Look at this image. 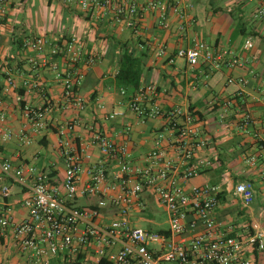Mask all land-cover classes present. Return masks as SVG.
Segmentation results:
<instances>
[{
  "label": "crops",
  "instance_id": "obj_1",
  "mask_svg": "<svg viewBox=\"0 0 264 264\" xmlns=\"http://www.w3.org/2000/svg\"><path fill=\"white\" fill-rule=\"evenodd\" d=\"M179 1L188 4L185 38L177 32L173 14L169 17V28L163 29L157 25L155 15L144 13L148 21L135 35L130 29L112 22L109 12L94 15L62 0H9L0 21V111L5 114L0 128L6 127L13 132L28 130L20 111L24 103L46 107V116L45 127L38 133H30L29 145H18L15 138L0 141V159L18 164L32 163L49 172L52 178L61 177L58 131L66 119L75 118L79 125L70 133L75 143L88 144L90 129H98L111 141L125 143L131 153V164L142 165L155 135L165 127V120L161 116L145 115L141 121L127 106L128 94L119 92L114 76L121 53L127 48L142 61L139 85H156L154 103L162 110L181 107L192 112L194 123L206 140L198 157L206 159L207 163L198 175L187 180L177 178V182L186 188L206 184L212 173L216 182L210 184L219 189L218 203L212 211L217 227L231 235L242 236L252 223H256L264 231V16H254L260 1ZM71 35H75L84 53L77 63L83 74L77 88L84 100L81 112L65 107L62 85L48 66L41 65L42 54L21 45L26 37L43 36L48 41H59ZM248 36L252 38V47L245 50L243 42ZM194 38L209 43L215 50H231L244 61L243 65H220L210 69L204 63L190 66L184 59L173 56L178 47L191 43ZM160 44L165 53L156 56L154 52ZM90 54L94 60L85 64ZM54 60L58 68L68 67L62 58L56 56ZM7 74L13 78L15 87L3 92ZM229 77H242L246 83L227 82ZM23 80L28 84L23 85ZM35 81L38 87L29 88V83ZM243 111L251 115L252 123L246 129L236 128ZM111 112L117 114L108 118ZM126 125L130 126L129 130H125ZM160 145L171 156L168 141L162 139ZM87 151L91 157L84 159V165L98 157L95 146L87 147ZM251 156L255 158L253 163L249 162ZM107 170L109 174L114 171L113 163ZM243 180L252 183L253 198L248 205H243L232 194L234 185ZM10 190L12 219L18 222L26 214L19 203L26 191L14 184ZM142 196L146 207L155 201L148 191ZM80 198L86 201L78 204ZM96 199L95 196L79 197L74 204H92ZM140 214H136V220L145 219ZM245 253L252 264H264V249H248ZM78 258L84 257L79 255ZM0 264H33L18 249L8 228L0 230ZM51 264L67 263L55 257Z\"/></svg>",
  "mask_w": 264,
  "mask_h": 264
},
{
  "label": "built area",
  "instance_id": "obj_2",
  "mask_svg": "<svg viewBox=\"0 0 264 264\" xmlns=\"http://www.w3.org/2000/svg\"><path fill=\"white\" fill-rule=\"evenodd\" d=\"M8 1L0 0V21L5 16ZM62 1L94 15L109 12L112 22L130 29L135 35L148 21L144 13L155 15L157 25L163 29L169 28V17L173 14L176 30L185 38L188 4L179 0ZM259 1L255 17L264 16V0ZM21 45L42 54L41 65L48 66L62 85L65 107L83 111L84 100L77 92L83 74L77 63L84 53L75 35L59 41H48L43 36L26 37ZM251 47L252 38L248 36L243 48ZM164 53L161 44L154 52L156 56ZM56 56L68 67L58 68ZM173 56L184 59L190 66L204 63L210 69L244 63L231 50H215L209 43L196 38L178 47ZM93 60L90 54L85 64ZM227 82L244 84L246 79L229 77ZM262 82L264 84V79ZM22 84L28 82L23 80ZM14 87L13 78L7 74L3 92ZM28 87H38V82H31ZM119 92L125 94L122 88ZM156 93V85L146 83L127 96L129 110L140 119L147 115L161 116L165 120V127L155 135L142 165L131 164V153L125 143L111 141L98 129H90L88 144L75 143L74 136H70L79 125L75 118L66 119L58 131L61 177L52 178L49 172L32 163L18 164L0 159V230H11L18 249L31 263L51 264L52 259L61 257L67 264H164L167 261L175 264H252L245 251L264 249V231L256 223H252L242 236L231 235L217 227L212 211L218 203V186L201 184L186 188L177 182V178L187 180L198 175L207 163L206 159L198 157L206 140L195 125L192 112L181 107L162 110L154 103ZM20 111L28 130L13 132L2 127L0 141L15 138L18 145L26 146L31 142L30 133H38L45 127L46 107L24 103ZM116 114L111 112L108 118ZM4 118V112L0 111V121ZM251 123V115L243 111L235 126L246 129ZM129 128L125 126V130ZM162 139L168 141L171 156L161 148ZM90 146L97 148L98 157L84 165V159L91 157L87 151ZM254 160L253 156L249 158L250 163ZM111 163L114 171L109 174L107 169ZM12 184L26 191L19 201L26 214L18 222L12 219L14 209L9 201ZM144 191L152 193L155 202L166 212L168 227L165 233L142 228L132 220L146 208ZM232 194L243 205H248L253 198L252 183L237 182ZM92 196L97 198L95 203L74 204L79 197ZM79 255L84 258L78 260Z\"/></svg>",
  "mask_w": 264,
  "mask_h": 264
},
{
  "label": "trees",
  "instance_id": "obj_3",
  "mask_svg": "<svg viewBox=\"0 0 264 264\" xmlns=\"http://www.w3.org/2000/svg\"><path fill=\"white\" fill-rule=\"evenodd\" d=\"M142 73V61L131 50L124 48L118 61V69L114 76L117 86L130 95L139 86ZM164 232L165 230H159Z\"/></svg>",
  "mask_w": 264,
  "mask_h": 264
},
{
  "label": "rangeland",
  "instance_id": "obj_4",
  "mask_svg": "<svg viewBox=\"0 0 264 264\" xmlns=\"http://www.w3.org/2000/svg\"><path fill=\"white\" fill-rule=\"evenodd\" d=\"M232 158V155L229 156V160ZM204 178H208L206 176H203ZM209 181H215L216 177H213V174L211 173L209 175ZM209 183H206L208 185H211ZM86 200L83 198H80L77 200L78 204L84 203ZM142 216L143 220H136L133 218L132 220L137 224L138 226L142 228H150L152 230H158V229H166L168 227L167 223V215L164 211L163 207L159 205L157 202L153 201L149 204H147V207L144 209V211L140 214ZM164 264H175L173 261H167Z\"/></svg>",
  "mask_w": 264,
  "mask_h": 264
}]
</instances>
